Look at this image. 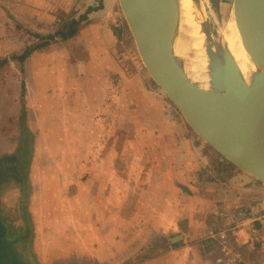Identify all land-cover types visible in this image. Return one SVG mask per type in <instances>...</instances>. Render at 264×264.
I'll use <instances>...</instances> for the list:
<instances>
[{
    "label": "rangeland",
    "instance_id": "1",
    "mask_svg": "<svg viewBox=\"0 0 264 264\" xmlns=\"http://www.w3.org/2000/svg\"><path fill=\"white\" fill-rule=\"evenodd\" d=\"M32 1L37 8L30 6L26 18L35 21L37 26L35 24L31 29L22 25L16 27L17 23L0 26V41L2 34L5 33L4 47L0 46V63L2 59L9 56V59L0 64V158L4 160L0 162V170L4 171L0 182V237L3 236L2 231L7 228V223H10L18 229V235H14L18 237L13 245L15 254L20 255V249L23 251L24 248L30 246L31 255L26 258L28 264H34V262L51 264L55 261L62 264L69 254L77 259L80 257L79 252L74 248L68 250L72 246L71 241L63 237H58L56 240L52 238L54 235L51 226L46 228V233L40 234V238L36 232V236L34 233L31 235V231V236H29L30 222L31 226L34 223L29 220L27 209L37 180L35 177L31 180L30 170L39 165V167L48 168L49 174L62 170L64 166H67V171H70L74 166V159L70 154L67 156L65 153L67 150L76 151L77 141L84 142L85 151L88 153L98 151L99 139L92 140L93 137L91 138L93 133L99 136V126L94 122H101L103 126L107 125L104 122L108 121V110L106 108L97 112V106L112 105L113 109H116L115 115L111 113V136H113L111 149L116 156V173L122 177L127 170L138 168L137 163L142 156L145 162V155L148 153H150L148 166L151 163H158L151 153L158 150L156 147L161 150L164 147L156 143L157 137L164 136L163 128L156 127V119L148 114H154L156 110L154 105L156 104L157 95H154L156 91L163 98L159 103L171 106L175 113L181 115L183 121L185 119L173 101L147 72L118 0H30V3ZM206 1L211 8L210 11L207 8L206 10L208 14L210 12L212 31L218 32V27H223L230 18L232 0ZM12 4L13 0H0V6L10 16L14 13ZM34 13H36L35 18ZM75 19L79 21L76 25L73 24ZM13 28L18 29L14 35ZM9 36L14 38L13 42L7 41ZM17 44L20 45L16 46ZM28 48H30V53L35 50L38 55H42L43 60L39 65H44L45 70L42 69V72L46 73V82L49 86L47 91L39 90L36 96L28 92L29 85H27L31 69L28 59L31 54L29 53L25 60L20 57ZM63 68H68V70L64 71ZM147 93L150 94L147 96ZM67 107L70 108L68 117L72 114L73 120L84 110L85 116L81 120L86 123L83 128H78L73 123V134L66 133V130L70 128L67 120L70 122L72 118L66 120L61 109ZM112 118L115 119L113 122ZM146 123L152 125H146ZM143 125L145 126L142 128ZM83 129H86L84 135L82 134ZM189 129L191 130L189 135L195 134L190 127ZM166 135L172 134L166 133ZM183 136H188V134H183ZM194 144L191 151L196 149V143ZM207 145L210 146L209 143ZM24 155L27 158L25 182L24 172L23 178L14 174L20 168V163L23 165L22 156ZM132 157L133 167L131 166ZM85 159L88 160L87 156ZM222 159L233 165L224 157ZM217 163L214 161L213 166L221 170L220 173L222 172L221 175L225 178L226 176L230 178L231 168ZM91 168L92 165L89 163L85 177L92 174ZM54 178L58 179V183L55 181L54 184L60 187L66 184V179L69 177L48 176L49 181H53ZM252 179L256 181V184H260L256 179ZM69 183L68 192L72 187L70 179ZM248 186L246 183L245 188ZM122 187L119 185L121 191L119 194H122L124 184ZM74 191L75 189H72V192ZM262 197L258 198L256 193H245L244 200L242 199L244 203L232 211L256 210L263 203ZM249 200L253 203H248ZM221 210L222 208H215L213 212L216 214V211ZM11 236V231L6 230L5 237ZM182 239L180 243H177L181 244L180 247L186 242V239L183 241ZM1 244L3 245L2 242ZM46 245L47 249L53 250V253L48 256L40 252V246L45 247ZM124 246L115 250L111 258L107 255L102 256L105 264H109V261H116L117 264L131 263V259L136 257L135 255L126 257L123 252L127 246ZM202 246L209 255L211 245L204 241ZM157 248L159 247L155 249ZM160 253L161 251L157 249L155 253L152 252L143 259L151 256L150 259L148 258L149 264H160L161 261L157 259ZM25 254L23 252L22 259ZM216 255L217 251L214 249V260ZM204 258H210V256H203V260ZM184 259H186L185 256ZM3 261L4 258L0 255V263ZM14 264H17V260Z\"/></svg>",
    "mask_w": 264,
    "mask_h": 264
},
{
    "label": "crops",
    "instance_id": "2",
    "mask_svg": "<svg viewBox=\"0 0 264 264\" xmlns=\"http://www.w3.org/2000/svg\"><path fill=\"white\" fill-rule=\"evenodd\" d=\"M12 6L14 7L12 16L0 6L2 16L0 26L17 23L16 27L22 25L31 29L36 24L35 21L26 18L30 6L37 8L33 1L30 3V0H13ZM33 17H36V13ZM13 30H15L14 35L18 29L13 28ZM3 34L0 41L1 48L4 47L5 41V33ZM12 40L14 38L11 36L7 37L8 42H13ZM30 54L28 62L31 69L27 85H29L28 92L36 96L39 90L47 91L49 86L46 82V73L42 72L44 65H39L43 60L42 55H38L35 50ZM6 59H9V56L2 59L1 63H4ZM63 70L66 71L68 68H63ZM158 93L157 91L154 93L157 95L156 104H154L156 110L154 114L148 113L156 119V127L163 128L164 136L157 137L156 143L164 147L162 150L156 147L158 150L151 153L153 159L158 160L157 164L151 163L148 166V155L150 154L148 153L145 155V162H143V156L138 161V168H132V157V169L127 170L123 177L116 173V156L111 149V138H113L111 136V113L115 115L116 109L110 105L97 106L96 109L97 112L106 108L108 110V121L104 122L107 125L103 126L101 122H94L99 126V136L93 133L91 138L93 137L92 140L99 139L98 151L88 153L85 151L84 142L77 141L76 151L64 152L74 159V166L70 171H67V166H64L63 171L49 174L48 168L45 169L46 167H39V165L30 170L31 180L33 177L37 180L35 181L34 178L35 187H33L31 202L27 209L29 220L34 223L31 226L30 222L29 236L33 233L35 235L36 232L40 238V234L46 233V228L51 226L54 235L52 238L56 240L58 237H63L71 241L72 246L68 250L74 248L79 252L80 257L77 259L69 254L62 264H105L102 256L107 255L111 258L114 251L125 244L124 247H127L123 254L128 258L133 255L136 257L135 259L133 257L131 263L128 264H139L140 262V264H149L148 258L150 259L151 256L145 259L143 257L152 252L155 253L157 249L161 251L157 257L161 261L160 264H217L214 260L216 242L208 239V232L211 229L222 228L225 218L216 215L213 212L214 209L222 208L224 211H232L238 208L244 203L245 193H256L258 198L263 196L264 201V188L256 184L250 175L225 162L222 157H219L217 151L211 149L208 143H205L196 133L189 135L191 132L189 125L181 119V115L175 113L171 106L159 103L163 98ZM148 94L150 93H147V96ZM50 105L52 107V104ZM61 110L66 120L72 118L70 122L67 120L70 128L66 130V133L73 134V123L78 128H83L86 123L81 120L85 116L84 110L76 116L75 120L72 114L68 117L69 107ZM114 120L112 118V122ZM149 124L152 125L146 123V125ZM85 130L82 131L83 135ZM166 133L172 135H166ZM77 134L79 135V132ZM183 134H188V136H183ZM194 143H196V149L191 151ZM214 161L231 168L230 178L221 175V170L213 166ZM89 163L92 165V174L85 177ZM50 175L68 176L69 178L66 179V184L58 187L54 184L58 179L54 178L53 181H49L48 176ZM69 179L72 184L70 192H68ZM118 183L121 188L123 184L125 186L122 194H119L121 191ZM246 183L249 185L248 188H245ZM72 189L75 191L72 192ZM250 201L248 203H253ZM5 230L11 231L12 236L18 235L17 227H13L10 223H7ZM181 236L186 239L182 247H180L181 244H177L181 242V239L175 240ZM202 240L211 245L209 255L202 246L204 243ZM46 247L47 245L40 246V252L44 256L53 253V250L50 251ZM156 247L159 248L155 249ZM30 249V246L24 248L23 251L20 249V255L22 256L25 252L24 256L29 257ZM203 256H210L211 259L213 256V259L204 258L203 260ZM244 257L250 264H261L260 253L245 252ZM34 264L38 263L34 262ZM51 264L61 263L55 261ZM109 264H117V262L109 261Z\"/></svg>",
    "mask_w": 264,
    "mask_h": 264
},
{
    "label": "water",
    "instance_id": "3",
    "mask_svg": "<svg viewBox=\"0 0 264 264\" xmlns=\"http://www.w3.org/2000/svg\"><path fill=\"white\" fill-rule=\"evenodd\" d=\"M118 1L147 72L189 127L264 188V0H232L243 45L256 66L250 83L228 47L212 41L217 53L210 54V89L190 79L184 59L173 50L177 0ZM205 26L211 40L216 31L208 21Z\"/></svg>",
    "mask_w": 264,
    "mask_h": 264
},
{
    "label": "bare ground",
    "instance_id": "4",
    "mask_svg": "<svg viewBox=\"0 0 264 264\" xmlns=\"http://www.w3.org/2000/svg\"><path fill=\"white\" fill-rule=\"evenodd\" d=\"M179 7L178 26L175 35L174 52L184 59L185 70L191 80L198 83L204 89L212 86L210 54L217 53L212 41H218L228 47L239 69L246 80L250 83L251 76L256 66L248 55L239 29L235 22L233 7L230 10V18L227 23L219 28L218 32L212 33V39L208 38L205 22L211 23V8L206 0H177ZM188 44L193 51H188ZM211 45V46H209ZM194 47V48H193ZM211 47V53L208 49Z\"/></svg>",
    "mask_w": 264,
    "mask_h": 264
},
{
    "label": "built area",
    "instance_id": "5",
    "mask_svg": "<svg viewBox=\"0 0 264 264\" xmlns=\"http://www.w3.org/2000/svg\"><path fill=\"white\" fill-rule=\"evenodd\" d=\"M225 224L208 232L216 242L217 264H250L244 253H260L264 264V208L256 210L216 211Z\"/></svg>",
    "mask_w": 264,
    "mask_h": 264
},
{
    "label": "trees",
    "instance_id": "6",
    "mask_svg": "<svg viewBox=\"0 0 264 264\" xmlns=\"http://www.w3.org/2000/svg\"><path fill=\"white\" fill-rule=\"evenodd\" d=\"M74 25H76L79 21H77L76 19L73 21ZM30 48H28L25 53L23 55H21V59H25L28 54L30 53ZM9 160V159H8ZM1 161H4L0 158V162ZM22 162H23V165L22 163H20V168H18L14 174L23 178V172H24V182L27 178V166H25V163L27 162V158H25V155L24 157L22 156ZM4 176V171L0 170V182L2 181V178ZM1 217V216H0ZM1 220V218H0ZM2 227V226H1ZM3 231L6 232V230L4 229ZM3 236H1L0 238V248H1V252H0V255L1 257L4 258V261L0 264H14V261L17 260V264H28V261H26V256H24V259L21 258V255H19V253H16L13 251V245H14V242L16 241V236H11L9 238H6L5 237V232H3ZM1 242L3 243V245L1 244Z\"/></svg>",
    "mask_w": 264,
    "mask_h": 264
}]
</instances>
